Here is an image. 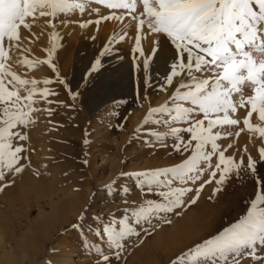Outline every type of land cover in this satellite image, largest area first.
Here are the masks:
<instances>
[{
    "label": "rangeland",
    "instance_id": "rangeland-1",
    "mask_svg": "<svg viewBox=\"0 0 264 264\" xmlns=\"http://www.w3.org/2000/svg\"><path fill=\"white\" fill-rule=\"evenodd\" d=\"M87 4L93 10L92 18L84 15ZM74 12H81L80 17L73 18ZM26 18L31 19L27 26L23 23ZM260 21L264 22V0H0V32L6 30L9 35L13 32L11 38L17 37V34L24 36L19 46L22 49L24 45L23 49L20 51L14 47L7 54L6 61H0V89L11 90L14 99L19 100L20 109L14 108L17 113L20 112L17 116L19 121L17 117L13 121L44 130V134L33 135L34 138L40 137V145L32 141L29 134L26 135L28 137L24 135L27 139L24 137L21 140L23 146L19 144L25 151L27 140L28 144L35 142L29 147V152L33 150L31 155L35 157L26 159L24 166H27L26 171L31 176L39 179L38 185L31 193L26 190L21 192V197L31 198V206L28 208L16 191L11 195L3 194L2 190L8 183L0 181V235L3 237L0 264H6L1 258L8 253L23 257V262L29 258L33 264H115L116 259V264H264V80L260 73L247 66L243 51L247 46L257 45L264 53V40L255 42V36L252 39L247 37V32L255 31ZM164 22L171 26L163 27ZM97 26L107 28L110 34L106 38H84L85 31L89 29L86 27L97 29ZM23 27L28 30L20 34ZM146 28L151 31L162 28L161 40L148 57L144 53V47L148 45ZM219 43L224 47L223 59L215 63V58L203 48L214 47L216 52ZM162 51L173 55L164 66L155 62ZM115 57L130 60L129 70L125 72L126 68L117 66L119 59L117 61ZM43 76L49 82L44 80L41 83ZM186 78L210 81L201 85L203 90L209 91L216 89L217 85L219 87L221 79L225 80L224 88L220 89L242 95V107H248L245 118L242 120V115L237 117L238 121H234L233 128L230 126L231 130L226 129L220 137L217 136L218 139L214 138L215 142L212 140L215 144L210 141L205 144L199 150L200 154L197 153L198 157L195 156L197 163L189 160L187 167L178 170L155 165L148 169L149 161L154 162L155 149L180 147L186 141L178 132L184 127L186 119L193 116V109L196 108L192 107L197 103L177 93L187 88L181 85L182 79ZM111 82L113 84L109 86ZM43 84L46 88L56 86L46 92L48 88L44 91ZM37 89L40 92L36 93L40 94H34L33 98V91ZM167 90L169 96L156 106L154 102ZM206 96H203V101L207 100ZM50 98H54L52 102ZM21 100L29 102L28 111L23 109ZM41 100L49 102L47 108H57L56 113L46 111H49V114L46 113L50 118L48 123L54 124L51 128L46 126L47 118L43 119ZM163 102L167 107L162 105ZM113 105L117 108L113 109ZM5 118L4 123L9 121ZM3 119L0 125L4 124ZM232 143L247 158H242L240 153L237 161L240 165L236 177L239 180L244 176L243 183H240L241 180L238 182L236 177L234 182H228L230 190L226 188L225 194L228 198L232 196L231 203L227 202L224 208L221 207L223 204H219L215 209V212H220L218 217L212 221L204 218L206 227L195 225L188 237L179 234L172 240L168 237L170 241L164 238L162 243H157L156 236L164 229L166 232L175 219L185 217L189 212L197 213L195 202L199 199L208 202L213 193L215 196L222 194L219 190L227 184L224 180L227 182L229 175L222 174L220 182L223 183L213 182L217 173L215 156ZM42 144L54 148L56 152L53 150L52 155L44 154ZM9 154L6 157H14ZM6 157H2L4 163L8 160ZM31 160H34L33 163ZM24 166L13 168L10 179L16 177L15 182L20 178L22 172H26ZM235 188L240 193L238 198L237 193H231L236 192ZM85 192L87 198L83 201ZM147 192L151 194L147 195ZM166 193L173 203L167 207L162 203L166 201ZM68 198H73L77 207L71 212L66 208L65 214L74 216V220L65 223L58 234L51 233L46 246L40 248L39 257L33 258L31 253L17 248L22 239L24 244L36 245L38 237L32 232V222L49 213L61 201H68ZM207 205L205 210L211 211L212 208ZM205 228L208 229L205 231ZM196 229H203L204 235H207L203 236L202 231ZM195 234L199 236L195 238ZM141 250L144 252L143 261L134 255ZM66 251L70 252L68 257L64 254ZM125 251L127 254H124ZM129 258L131 262H127Z\"/></svg>",
    "mask_w": 264,
    "mask_h": 264
},
{
    "label": "bare ground",
    "instance_id": "bare-ground-1",
    "mask_svg": "<svg viewBox=\"0 0 264 264\" xmlns=\"http://www.w3.org/2000/svg\"><path fill=\"white\" fill-rule=\"evenodd\" d=\"M20 2V1H19ZM78 5V4H77ZM85 10H83L84 11V15L86 14L88 17H91V15H93V10L91 9V7H89V4H87L86 5V7L84 8ZM66 10V8H64L63 9V11H65ZM80 13L81 12H79V13H77V12H74L73 14H72V16H73V18H78V17H80ZM64 16H66V15H64ZM86 16V17H87ZM68 18V17H67ZM70 18V17H69ZM72 18V17H71ZM72 18V19H73ZM92 18V17H91ZM64 19V18H63ZM87 19V18H86ZM18 20V19H17ZM30 20L31 19H27L26 18V20L24 19V21H23V23L24 24H26V26H27V23L29 24V22H30ZM79 20V19H78ZM81 20V19H80ZM13 25H14V23H13ZM17 26H19V25H16V28H17ZM90 26V25H89ZM93 26V25H92ZM98 26H99V24H98ZM98 26H97V29L96 28H90V27H86L88 30H86L85 31V33H84V38H88V39H93V38H97V37H100V36H105V38L107 37V35H109L110 33H109V31H108V29L107 28H105V27H99L98 28ZM167 27V26H171L170 25V23H168V22H164V25H163V27ZM178 26V25H177ZM255 26V25H254ZM96 27V26H95ZM162 27V26H161ZM162 27V28H163ZM162 28H159V29H157L156 31H151V30H149L148 28H146L147 30H148V36H146L147 37V47H146V49H145V47H144V50H145V57L147 56H149V55H151L152 53H153V51H155L156 49H155V47L157 46V43L161 40V37H162V32L160 31V29H162ZM253 28V27H252ZM19 29H20V26H19ZM22 30H20L19 32H20V34L22 33V34H24L23 32L24 31H26V30H28V29H26L25 27H23V28H21ZM29 30H31V28L29 29ZM254 30L255 31H252V30H249L248 32H247V37H248V39H252L253 38V36H255V42H260L261 40H264V22L263 21H260L259 22V24L257 25V29H255L254 28ZM13 31V30H12ZM11 31V32H12ZM18 32V31H17ZM30 32H32V31H30ZM82 32H84V31H82ZM119 32V31H118ZM124 32V31H123ZM13 33V32H12ZM11 33V34H12ZM246 33V32H245ZM0 34H1V36H0V47H1V51H0V55H1V59H0V61H6V56H7V54H9L10 52H11V50L15 47V48H17L18 50H22L23 49V47H24V45H23V47H22V49H21V47H19L21 44H22V42L24 41V36L23 35H19V34H17L18 36L17 37H15V38H11V34L9 35V34H7V32H6V30L4 31H1L0 32ZM26 34V33H25ZM113 34H116V33H113ZM124 34V33H123ZM28 35H30V34H28ZM76 35V34H75ZM118 35V34H117ZM111 36V35H110ZM119 36V35H118ZM118 36H116V37H118ZM123 37H124V35H122ZM109 37V36H108ZM112 37V36H111ZM31 38H32V36H31ZM128 38V37H127ZM87 39V40H88ZM118 39V38H117ZM128 40V39H127ZM75 41H77V40H75ZM13 43H17V45L15 46V45H12ZM75 43V42H74ZM121 43V42H120ZM197 43V42H196ZM225 44H227V43H225ZM123 45L121 44V47H122ZM124 46H125V44H124ZM204 47V46H203ZM252 47H254V49L252 48ZM252 47H249V46H247V47H245V48H243V51L246 53L244 56V58L246 59V61H248L246 64H247V66L248 67H251V68H253V69H255L256 70V72H258V73H260V75L262 76L261 78L264 80V53H263V51L262 50H259V46H257V45H253ZM258 47V48H257ZM217 48H219L218 49V51H214V47H205V48H203L206 52H209L210 53V55L211 56H213L214 58H215V63H219L222 59H221V54L224 52L223 51V49H224V47H223V45H222V43H219L218 44V46H217ZM26 50V49H25ZM24 50V51H25ZM28 50V49H27ZM142 50H143V47H142ZM23 51V52H24ZM25 52H27V51H25ZM127 52V51H126ZM22 53V52H21ZM196 53V52H195ZM11 55V54H10ZM19 55H21V54H19ZM29 55V54H28ZM224 55V54H223ZM222 55V56H223ZM171 56H173L172 54H168L166 51H162V52H159L158 53V55H157V57H156V60H155V62H159L160 63V65L162 64L163 66L164 65H166L168 62H169V60H170V57ZM25 57V56H24ZM224 57V56H223ZM10 58V57H9ZM9 58H8V61H9ZM27 59V58H26ZM115 59L118 61V59L119 58H116L115 57ZM225 59V58H224ZM15 60V59H14ZM13 60V61H14ZM116 61V62H117ZM232 61V60H231ZM16 62V61H15ZM119 63L117 64V66H120V67H123V68H126L125 69V72H126V70H129V67H130V65L132 64L131 63V61L130 60H128V59H126V58H123L122 60H120L119 59V61H118ZM19 63V62H18ZM10 64V63H9ZM221 64V63H220ZM1 65V64H0ZM16 65H17V63H16ZM15 65V66H16ZM206 65V64H205ZM215 66V65H214ZM245 66V65H244ZM1 67V66H0ZM5 67H7V65L5 66ZM19 66H17V68H18ZM24 67H25V65H24ZM216 67V66H215ZM217 67H218V65H217ZM19 69V68H18ZM219 69V68H218ZM217 69V70H218ZM0 70H1V68H0ZM12 70V69H11ZM124 70V69H123ZM214 70V69H213ZM17 71V70H16ZM1 72V71H0ZM11 72V71H10ZM9 72V73H10ZM21 72V71H20ZM118 72V71H117ZM205 72V71H204ZM4 73H6L5 71H4ZM3 74V73H2ZM128 74V73H127ZM211 74H213V73H211ZM6 74H4V76H5ZM7 75H8V73H7ZM11 74H9V76H10ZM18 75H20V74H18ZM124 75V74H123ZM209 74H207V76H208ZM218 75H219V73H218ZM130 76V75H129ZM129 76H127V77H129ZM206 76V75H205ZM206 76V77H207ZM15 77V76H14ZM124 77H126V74H125V76ZM198 77V76H197ZM212 77V76H211ZM42 78V77H41ZM106 78H108V77H106ZM115 78V77H114ZM185 78V77H184ZM26 80H27V78H25ZM43 80H40V82L41 83H44V76H43V78H42ZM126 79V78H125ZM187 79V78H186ZM261 79V80H262ZM8 80H10V79H8ZM24 80V79H23ZM26 80H24V81H26ZM38 80V79H37ZM106 80V79H105ZM120 80V79H119ZM118 80V81H119ZM185 80V79H184ZM183 79H182V81H181V85L184 87V86H187V88L185 87V89H182V90H179L177 93L180 95V94H184V96H186V97H188L189 99H192V100H196L195 102H197L196 104H194L193 105V107L192 108H196V109H193V116H190L189 118H187L186 119V122L184 123V127L178 132V134L181 136V137H184L185 139H186V141L185 142H182V146H180V147H172V149H169V148H162V149H155V151H154V157L155 158H153V160L152 161H154L153 163L151 162V161H149V163L148 162H146V163H148L147 164V166H146V168H152L154 165L156 166V167H160V168H169V169H174V170H178V169H181V168H184L185 166L187 167L188 166V163H189V160L191 161L192 159L193 160H195V156L197 155V153H199L200 154V152L201 151H199V150H201L202 149V147L206 144L207 145V143L210 141V142H213L212 140H214V138L215 137H217V136H219L220 134H222L224 131H227L226 129H230L231 130V127L233 128L234 127V121L235 120H237V117H239L240 115H242V120H243V118H245V114H246V111H247V108L245 109V108H243L242 107V104H243V101L241 100V96H240V94H238V93H236V92H230V91H228V92H226V89H220L221 87H223L224 86V81L225 80H220L219 81V87H218V85H217V88L216 89H210V91L209 90H206V89H202V86L201 85H204L205 83L207 84V83H209L208 81H204V79L203 80H197V79H187V80H185L184 81ZM231 80V79H230ZM1 81V80H0ZM48 81V80H47ZM46 80H45V82H47ZM178 81V80H177ZM2 82V81H1ZM5 82V81H4ZM49 82V81H48ZM176 82V81H175ZM10 83V82H9ZM37 83V82H36ZM117 83V82H116ZM177 83V82H176ZM5 84H7V83H5ZM5 84H4V86H5ZM18 84H20V82L18 83ZM47 84V83H46ZM112 82L109 84V86H112ZM115 84V83H114ZM178 84V83H177ZM0 85H2V84H0ZM8 85V84H7ZM7 85H6V87H7ZM14 85V84H13ZM44 85V84H43ZM236 85V84H235ZM11 86V85H10ZM9 86V87H10ZM16 86V85H15ZM18 86V85H17ZM56 86V85H55ZM55 86H53V87H45V85H44V87H45V89H44V91L46 90V92L49 90V89H51L50 91H52V90H54L55 88ZM239 86V85H238ZM3 87V86H2ZM13 87V86H12ZM181 87V86H180ZM179 87V88H180ZM182 87V88H183ZM206 87V86H205ZM243 87V86H242ZM116 88V87H115ZM224 88V87H223ZM239 88V87H238ZM246 88V87H245ZM10 88H8L7 90H9ZM59 89V88H58ZM181 89V88H180ZM19 90V89H18ZM28 90H30L29 88H28ZM38 90V91H37ZM37 90H34L33 91V94H32V97L34 96V94H35V96L38 94H40V93H36V92H40L39 91V89H37ZM213 90H214V92H213ZM234 90V89H233ZM25 91H27V90H25ZM24 91V92H25ZM44 91H42L43 92V96H44ZM235 91V90H234ZM241 91V90H240ZM13 92H14V89H13ZM21 92V91H20ZM23 92V93H24ZM170 92V91H169ZM207 92H209V93H207ZM211 92H213L212 93V95H209ZM15 93H16V91H15ZM59 93H61V92H59ZM166 94L165 95H163L161 98H159V100H157V101H155L154 102V104L157 106V105H160L161 103V101L162 100H164V99H166V97H168L169 96V94H168V90L165 92ZM13 94V95H12ZM46 94H49V92L48 93H46ZM53 94V93H52ZM206 94H208L207 96H206ZM16 95V94H15ZM37 95V96H38ZM51 95V94H50ZM213 95H215L214 97V99L212 98V96ZM46 96H48V95H46ZM53 96V95H52ZM203 96L205 97H207V100L206 101H203L202 100V98H203ZM14 93H12V91L11 90H9V91H6L5 90V87H4V89H0V120L1 119H3V117L5 116L6 118L5 119H7V120H9L8 122H6V123H4V119H3V123L4 124H1L0 125V140H2V141H0V155L1 154H3L2 156H0V181L1 182H7L8 184H7V186L2 190V193L3 194H12V193H14L15 191L17 192V194H19L20 195V197H19V199L21 200V201H23L25 204H27L26 206L29 208L30 206H31V202H30V199H26V198H24V197H21L22 195H21V192H22V190H26L27 192H29V193H31V192H33L34 190H35V188L37 187L36 185H38V178H36V177H33V176H31L32 174L31 173H29V172H27L26 171V167L24 166L25 165V160L26 159H29V158H32L33 159V156H34V154H32L31 155V153L33 152V150H32V152L30 153L29 152V147L33 144V143H35V142H32V141H37L36 142V144H38V142H39V145H40V139H38V137L39 136H37V138H34L33 137V135H35V134H44V130L42 131L41 130V128L39 129V128H33V127H30V126H22L21 124L22 123H20V122H17V121H13V118H16L18 115H19V113H17L16 112V110L14 109V108H19L20 109V104H18L17 102H19V100L17 99H14ZM24 97V96H23ZM45 97V96H44ZM49 97V96H48ZM55 97H58V96H55ZM264 97V96H263ZM13 98V99H12ZM34 98V97H33ZM46 98V97H45ZM44 98V99H45ZM60 98V97H59ZM58 98V99H59ZM21 99H23V98H21ZM49 99V98H48ZM51 99H54V98H50V100ZM58 99H56L57 101H58ZM153 99H154V97H153ZM31 100H32V98H31ZM37 100H39V99H37ZM37 100H35V103L37 102ZM49 100V101H50ZM45 101H46V99H45ZM187 101H188V99H187ZM51 102H52V100H51ZM60 102V101H59ZM261 102V101H260ZM23 106V109L25 108L26 109V111H28L27 110V106H29L28 105V103L29 102H27V100L26 101H24V100H21V102H20ZM38 103V102H37ZM56 103V102H55ZM262 103V102H261ZM12 104L14 105L13 107H12ZM40 104H42V108H40V106H39V108L42 110V114H43V119L44 120H46V118H47V123L49 122L48 121V119H50V118H48L47 117V115H46V111L47 110H52V112H55L56 113V110H57V108H47V105L49 104V102L48 103H46V102H43L42 100H41V103ZM166 104V102H163V104L162 105H165ZM263 104H264V101H263ZM37 105V104H36ZM55 105V104H54ZM167 105V104H166ZM165 105V106H166ZM34 106V105H33ZM44 106V107H43ZM56 106V105H55ZM59 106V105H58ZM262 106V105H261ZM51 107H53V105L51 106ZM167 107V106H166ZM170 107V106H169ZM168 107V108H169ZM260 107V106H259ZM264 107V106H263ZM3 108V109H2ZM112 108L114 109V108H117V106L116 105H113L112 106ZM190 108V107H189ZM198 108H202L201 109V111L200 110H198ZM161 109V108H160ZM167 109V108H166ZM186 109V108H185ZM25 111V112H26ZM32 111V110H31ZM58 111H60V110H58ZM151 111V110H150ZM58 113V112H57ZM47 114H49V111H48V113ZM52 115H54V114H52ZM204 115H207V117L205 116V119H202V117H204ZM51 116V115H50ZM113 116V115H112ZM261 116V115H260ZM57 117V116H56ZM18 118V117H17ZM208 118V119H207ZM34 119V118H33ZM37 119H38V117H37ZM17 120V119H16ZM36 120V119H35ZM43 120V121H44ZM2 121V120H1ZM18 121H19V118H18ZM38 121H39V119H38ZM52 121V120H51ZM157 121V120H156ZM206 121H208L207 123H206ZM238 121V120H237ZM246 121V120H245ZM36 122V121H35ZM34 122V123H35ZM33 123V122H32ZM57 123V122H56ZM242 123V122H241ZM49 124V123H48ZM46 125L47 126V128L48 127H52L54 124L53 123H51L50 122V124L49 125ZM36 125H38V124H36ZM42 126V125H41ZM57 126V125H56ZM231 126V127H230ZM241 126V125H240ZM39 127H40V123H39ZM45 127V126H44ZM55 127V126H54ZM54 127H53V130H54ZM204 127H206L207 129H208V132H207V130L204 128ZM57 128V127H56ZM55 128V129H56ZM59 128V127H58ZM141 128V127H140ZM146 128V127H145ZM148 128V127H147ZM146 128V129H147ZM149 128H151V127H149ZM256 128V127H255ZM260 129V128H259ZM154 130V129H153ZM42 131V132H41ZM46 131H48L47 129H46ZM58 131V130H57ZM61 131V130H60ZM54 132H56V131H54ZM59 132V131H58ZM63 132V131H62ZM66 132V131H65ZM48 133V132H47ZM27 134H29V136H30V138L31 139H33L31 142L32 143H29L28 144V140H27V146H28V148L24 151L21 147H19V144H20V146H23L22 145V143H21V140L22 139H25L26 137H28V136H26ZM26 137H25V136ZM48 135V134H47ZM245 135V134H244ZM41 136V135H40ZM56 136V135H55ZM225 136V135H224ZM223 136V137H224ZM25 137V138H24ZM45 137V136H44ZM59 137V136H58ZM220 137V136H219ZM40 138V137H39ZM43 138V137H42ZM61 138V137H60ZM183 138V139H184ZM222 138V137H221ZM27 139V138H26ZM216 139H218V137L216 138ZM11 140H12V142H13V144L11 143ZM42 140H44V139H42ZM223 140V139H222ZM221 140V141H222ZM55 141V140H54ZM220 141V140H219ZM230 141V140H229ZM214 142H215V140H214ZM213 142V143H214ZM226 142V141H225ZM243 142V141H242ZM24 143V142H23ZM43 143V142H42ZM181 143V142H180ZM221 143V142H220ZM236 143H237V141H236ZM25 144V143H24ZM44 144H47L46 142L44 143ZM215 144V143H214ZM231 144V143H230ZM43 145V144H42ZM41 145V146H42ZM54 145V144H53ZM232 145H234L233 143H232ZM232 145H229V146H227L225 149H224V151L222 150V152H219L218 154H216L217 156H215V157H217L216 159H215V157H212V156H214L213 154H212V159H215L216 160V166H215V169H216V172L217 173H215V178L213 179V182H220L221 180H222V174L223 175H225V174H228L229 175V180L227 181V182H225L226 180H224V183H227V184H225V186H222V190H219L220 192L219 193H222L221 195L219 194L218 196H215L214 195V193H213V196H212V194L210 195V196H212L210 199H209V201L207 202V204H209V207L210 208H212V210L211 211H209V210H207L208 208V205L206 204V202L205 201H203V199L202 200H198V202H195L196 203V205H195V203L193 204V207H194V205H195V207H194V210L196 209V211H197V213L195 212V214H194V212L193 211H191V213L192 214H190V212H189V214L187 215V216H185V217H183L182 216V218H179V219H175V221H173V223L171 224V226H170V228L169 229H166L167 231L165 232V229L163 230V232L161 233V231H160V233L157 235V234H155V235H157L156 237H157V243H160L164 238H166L167 240H169L168 239V237L171 239L173 236H178L179 234H182V236L183 235H185L186 237H188L189 235H190V233H191V231L193 230L192 228L194 227V229H195V225H197V226H199V225H202L201 227H206V225L204 224V222L205 221H203L204 220V218H206L207 217V219H209V221H212L213 219H216L217 217H218V215H219V211H218V209H217V211L218 212H215V209L216 208H218L217 206L220 204H223V206L221 205V207H227V202L229 203L230 202V200L232 199H230V197H232V196H229V198L226 196V194L225 193H227V189H228V186H230V185H228L229 183L228 182H234L235 180H233V179H235V177L236 176H238L237 175V172H238V170H239V163L237 162V161H239L238 159H239V155H241V154H243L242 152H241V149H237L236 147H235V145L234 146H232ZM243 145V144H242ZM27 146H25V147H27ZM38 147V146H37ZM50 147V146H49ZM48 147V145L45 147L44 145H43V150H42V152L44 153V154H46V155H48V154H50V155H52L53 153V150L55 151V149L54 148H49ZM153 147H154V145H153ZM162 147V146H161ZM223 147H224V145H223ZM32 148H34V147H31V149ZM150 148H152V147H150ZM217 148V147H216ZM36 149V148H35ZM39 148H37L36 150H38ZM206 149V148H205ZM214 149V148H213ZM256 149V148H255ZM151 150V149H150ZM218 150V149H217ZM239 150V151H238ZM206 151V150H205ZM205 151H204V153H205ZM208 151H209V149H208ZM211 151H212V149H211ZM219 151V150H218ZM243 151V150H242ZM251 151V150H250ZM10 154H13L14 155V157L13 158H11V157H6V155H8L9 153ZM56 152V151H55ZM244 152V151H243ZM6 153H8V154H6ZM29 153V154H28ZM38 153V152H37ZM42 153V154H43ZM143 153V152H142ZM211 153V152H210ZM212 153H214L213 151H212ZM241 153V154H240ZM245 153V152H244ZM253 153V152H252ZM256 153V152H255ZM9 154V155H10ZM43 154V155H44ZM37 155V154H36ZM143 155V154H142ZM202 155V154H201ZM261 155H262V152H261ZM6 157L8 160L7 161H5V163L3 162L4 160H3V158L2 157ZM250 156H251V154H250ZM35 157V156H34ZM49 157H51V156H49ZM196 157H198V156H196ZM209 158H210V156H208ZM207 157V158H208ZM247 158V157H245V155L243 154L242 155V158ZM37 158V157H36ZM35 158V159H36ZM47 158V157H46ZM137 158V157H136ZM151 158V159H152ZM202 158V157H201ZM205 158H206V156H205ZM34 159V160H35ZM155 159V160H154ZM197 159V158H196ZM241 159V158H240ZM34 160H31V162L32 161H34ZM46 160V159H45ZM47 160H49L48 158H47ZM197 160H199V158L197 159ZM207 160V159H206ZM251 159H249L248 161H250ZM254 160V159H253ZM37 161V160H36ZM35 161V162H36ZM50 161H51V159H50ZM47 162V161H46ZM193 163H194V161H192ZM192 162H190V163H192ZM195 162L197 163V161L195 160ZM203 162V161H202ZM209 162V161H208ZM33 163V162H32ZM135 163V162H134ZM201 163V162H200ZM200 163H199V166H200ZM204 164H205V162H203ZM28 164H30V163H28ZM132 164V163H131ZM139 164V163H138ZM207 165V164H206ZM212 167H213V165H212V163L210 164ZM22 166H24L25 167V173L24 172H22L23 173V175L21 176V172H18V173H20V178H18L15 182H14V179L16 178H14V179H12L13 181L12 182H10V174L14 171V169L13 168H17V167H22ZM205 165H202V167H204ZM32 168V167H31ZM201 168V167H200ZM18 169V168H17ZM24 169V168H23ZM29 169V168H28ZM27 169V170H28ZM37 169V168H36ZM35 169V170H36ZM159 169V168H158ZM203 169V168H202ZM240 169H243V168H240ZM34 170V171H35ZM127 170V169H126ZM159 170H161V169H159ZM204 171H205V168L203 169ZM20 171H22V170H20ZM198 171H199V169H198ZM201 171V170H200ZM208 171V170H207ZM206 171V172H207ZM35 172H37V170L35 171ZM114 172V171H113ZM116 172V171H115ZM114 172V173H115ZM161 172V171H160ZM203 172V171H202ZM215 172V171H214ZM240 172V171H239ZM246 172V171H245ZM117 173V172H116ZM201 173V172H200ZM241 173V172H240ZM242 173H243V171H242ZM34 174V173H33ZM37 174V173H36ZM113 174V173H112ZM148 174V173H147ZM210 174H212V173H210ZM214 174V173H213ZM239 174V173H238ZM17 175V174H16ZM38 175V174H37ZM144 175V174H143ZM145 175H146V172H145ZM155 175V174H154ZM227 176V175H226ZM202 177V176H201ZM225 177V176H224ZM242 176H240V178H241ZM244 177V176H243ZM242 177V178H243ZM112 178V177H111ZM110 178V179H111ZM148 178V177H147ZM242 178L241 179H239V180H237V177H236V180L239 182L240 180V183L242 182ZM224 179V178H223ZM112 180V179H111ZM191 180V179H190ZM107 181V180H106ZM125 181V180H124ZM163 181V180H162ZM236 181V182H237ZM14 182V183H13ZM245 182V181H244ZM112 182H110V184H111ZM118 183V182H117ZM159 183V182H158ZM211 183V182H210ZM215 183V184H216ZM220 183H223V182H220ZM243 183V182H242ZM120 184V183H119ZM118 184V185H119ZM165 184V183H164ZM174 184V183H173ZM180 184V183H179ZM184 184V183H183ZM199 184V183H198ZM201 184V183H200ZM199 184V185H200ZM214 184V185H215ZM233 184V183H232ZM245 184V183H244ZM102 185V184H101ZM105 185V184H104ZM175 185V184H174ZM173 185V186H174ZM178 185V184H177ZM198 185V186H199ZM217 185V184H216ZM228 185V186H227ZM234 185V184H233ZM4 186V185H3ZM110 186V185H109ZM122 186V185H121ZM167 186V185H166ZM176 186V185H175ZM174 186V187H175ZM181 186V185H180ZM183 186V185H182ZM185 187H186V185H184ZM191 186V185H190ZM235 186H236V184H235ZM235 186H233V187H235ZM244 186V185H243ZM1 187V186H0ZM104 187V186H103ZM152 187H153V185H152ZM171 187V186H170ZM196 187H197V185H196ZM205 187V186H204ZM213 187H215V186H213ZM224 187V188H223ZM168 188H169V186H168ZM172 188V187H171ZM194 188V187H193ZM212 188V187H211ZM227 188V189H226ZM241 188V187H240ZM1 189V188H0ZM208 189V188H207ZM232 189V188H231ZM236 189V188H235ZM234 189V190H235ZM165 190V189H164ZM210 190V189H209ZM228 190H230V189H228ZM233 190V189H232ZM237 190L238 189H236L235 191L236 192H234V191H231V193L233 192V193H237ZM243 190V189H242ZM88 190H86V192H87ZM170 191V190H169ZM169 191H168V193H169ZM176 191V190H175ZM206 191V190H205ZM214 191V190H213ZM222 191V192H221ZM239 191H240V189H239ZM86 192H85V195H84V197H82L83 198V201L84 200H86V198H87V194H86ZM154 192V191H153ZM199 192V191H198ZM242 192V191H241ZM2 193H0L1 195H2ZM163 193V192H162ZM168 193H166L165 195H164V199L166 200V201H164V202H162L163 203V205L164 206H169V205H173V203L172 202H170L171 200H169V195H168ZM173 193V192H172ZM233 193H232V195H233ZM244 193V192H243ZM147 195H149V194H151V193H146ZM153 194V193H152ZM170 195H171V193H169ZM210 194V193H209ZM218 194V193H217ZM224 194H225V196H224ZM178 195V194H177ZM181 195V194H180ZM231 195V194H230ZM237 195L238 196H236V194H235V196L238 198L239 197V195H240V193L238 194L237 193ZM28 196V195H27ZM69 196V195H68ZM3 197V196H2ZM26 197V196H25ZM178 197V196H177ZM182 197V196H181ZM200 197V196H199ZM205 197V196H204ZM160 198V197H159ZM161 199V198H160ZM174 199V198H173ZM178 199V198H177ZM58 200V199H57ZM62 200V199H61ZM76 201V200H75ZM81 201V200H80ZM188 201V200H187ZM233 201V200H232ZM236 201V200H235ZM178 202V201H177ZM205 202V203H204ZM85 203H86V201H85ZM129 203V202H128ZM231 203V202H230ZM236 203V202H235ZM234 203V204H235ZM80 204H82V203H80ZM133 204V203H132ZM132 204H130V205H132ZM157 204V203H156ZM177 204V203H176ZM54 205V204H53ZM85 205V204H84ZM135 205V204H134ZM147 205H148V203H147ZM150 205V204H149ZM207 207H206V206ZM225 205V206H224ZM139 206H141V205H139ZM157 206V205H156ZM185 206V205H184ZM76 207H77V205L74 203V200H73V198L72 199H70V198H68V201H61L59 204H57L56 206H54L52 209H51V211L49 212V213H46V214H43L39 219H36V220H34L35 222H32V232H33V234L34 235H37V237H38V239H35V240H37L38 242H36V245L33 243V244H31V246H29L27 243L26 244H24L22 241H23V239H22V241L20 242V243H18V247L17 248H19L20 250H24L26 253L28 252V253H31L32 255H33V258H37V257H39L40 256V254H41V250H40V248H42V247H45L46 246V244H47V240L50 238V236H51V233H56V234H58V232L59 231H61L60 229H64V225H65V223L67 224V223H70V222H73V220H74V216H66V212H65V210L67 211V209H68V211L69 212H71V210L72 209H76ZM145 207V206H144ZM220 207V206H219ZM67 208V209H66ZM110 208V207H109ZM141 208V207H140ZM146 208H147V206H146ZM150 208H152L153 209V206H151L150 205ZM163 208V207H162ZM169 208V207H168ZM168 208H165L164 207V209H167L168 210ZM205 208H207L206 210H205ZM130 210H131V208H129ZM128 209V210H129ZM144 209V208H143ZM155 209V208H154ZM157 209V208H156ZM155 209V210H156ZM163 209V210H164ZM175 209V208H174ZM220 209V208H219ZM126 210V209H125ZM172 210V209H171ZM224 210V209H223ZM222 210V211H223ZM134 211V210H133ZM132 211V212H133ZM188 211H189V209H188ZM221 211V212H222ZM82 212V211H81ZM80 212V213H81ZM128 212H130V211H128ZM145 212V211H144ZM156 212V211H155ZM174 212V211H173ZM79 213V212H78ZM79 213V214H80ZM83 213V212H82ZM135 213V212H134ZM145 213H147V212H145ZM157 213V212H156ZM74 214V213H73ZM172 214V213H171ZM170 214V215H171ZM174 214H175V212H174ZM147 215V214H146ZM165 215H167V214H165ZM164 215V216H165ZM169 215V216H170ZM221 215V214H220ZM77 216V215H76ZM81 216V215H80ZM109 216V215H108ZM119 216V215H118ZM148 216V215H147ZM82 217V216H81ZM107 217V216H106ZM166 217V216H165ZM177 217V216H176ZM167 218V217H166ZM223 218V217H222ZM139 220V219H138ZM119 221V220H118ZM123 221V220H122ZM142 221V220H141ZM75 222H76V220H75ZM73 224V223H72ZM71 224V225H72ZM80 224V223H79ZM123 224H124V222H123ZM199 224V225H198ZM14 225V224H13ZM131 225V224H130ZM165 226H166V224H165ZM121 228H122V226H120ZM147 227V226H146ZM207 227H209L210 228V226H208L207 225ZM212 227V226H211ZM31 228V227H30ZM131 228H132V226H131ZM165 228V227H164ZM198 228V227H197ZM120 229V228H119ZM125 229V228H124ZM208 228H205V231L207 230ZM120 230H122V229H120ZM197 231H202V234H203V236H205V235H207V234H205L204 235V230L202 229V230H198V229H196ZM212 230H214V229H212ZM138 231V230H137ZM141 231V230H140ZM131 233H132V231H130ZM28 233V232H27ZM120 233V232H119ZM199 233V232H198ZM138 234V233H137ZM146 235V234H145ZM194 235V234H193ZM210 235V234H209ZM58 236V235H57ZM133 236H134V234H133ZM136 236V235H135ZM196 236H199V235H196L195 234V238H196ZM200 236H201V238L203 237L202 235H201V233H200ZM128 237V236H127ZM127 237L125 238V239H127ZM144 237V236H143ZM32 238H33V236H32ZM56 238V237H55ZM129 238H131L130 236H129ZM155 237H153V239H154ZM174 238V237H173ZM178 238V237H177ZM181 238V237H180ZM180 238H179V240H180ZM193 237H191V239H192ZM198 239H201V238H199V237H197ZM206 238V237H205ZM189 239V238H188ZM2 240H3V237L0 235V242L2 243ZM120 240V239H119ZM155 240V239H154ZM172 240V239H171ZM170 241V240H169ZM168 241V242H169ZM175 241V240H174ZM194 243H196L195 241H194V239L192 240ZM201 241V240H200ZM28 242V241H27ZM120 242H121V240H120ZM163 242V241H162ZM161 242V243H162ZM173 242V241H172ZM193 242H191L192 244H193ZM39 243V244H38ZM62 243V242H61ZM123 243H125V242H123ZM166 243V242H165ZM191 243H190V245H191ZM59 244V243H58ZM66 244V243H65ZM115 244H116V242H115ZM126 244V243H125ZM171 244H173V246H174V243H171ZM177 244H178V242H177ZM62 245V244H61ZM154 245H155V242H154ZM157 245V244H156ZM64 246V245H63ZM74 245H72V247H73ZM121 246V245H120ZM166 246V245H165ZM168 246V245H167ZM170 246V245H169ZM189 246V245H188ZM66 247V246H65ZM118 247H119V245H118ZM121 247H123V246H121ZM160 247V246H159ZM115 248V247H114ZM165 248V247H164ZM168 248V247H167ZM173 248V247H172ZM150 249H151V247H150ZM113 250V249H112ZM126 250V249H125ZM170 250H171V248H170ZM114 251V250H113ZM120 251H121V249H120ZM149 251V250H148ZM164 252H166L165 250H163ZM162 251V252H163ZM172 251V250H171ZM180 250H177V252H179ZM62 252V251H61ZM118 252V251H117ZM136 252V251H135ZM164 252H163V254H164ZM69 251L67 252H65L64 254L68 257L69 256ZM111 253V252H110ZM126 253V251L124 252V254ZM148 253V252H147ZM63 254V253H62ZM95 254V253H94ZM127 254V253H126ZM172 254V253H171ZM43 255V254H42ZM132 255V254H131ZM136 257H137V259L138 260H140L141 259V261H143L142 260V258H143V256H144V252L141 250V251H139L138 253H135L134 254ZM166 255V257H167V253L165 254ZM105 256H107V255H105ZM120 256H121V254H120ZM119 256V257H120ZM123 256H125V255H123ZM135 256H134V258H135ZM172 256V255H171ZM62 257V256H61ZM104 257V256H103ZM148 257V256H147ZM25 258V257H24ZM99 258V257H98ZM111 258V257H110ZM152 258V257H151ZM169 258V257H168ZM48 259V258H47ZM121 259V258H120ZM120 259H118V261L120 260ZM130 259V258H129ZM128 259V261L127 262H131L132 260L130 259L129 260ZM145 259V258H144ZM1 260H3L6 264H33L32 263V260L31 259H26L25 260V262H23V257H19V256H16V255H13V253H8V254H5V255H3L2 256V258H1ZM34 260V259H33ZM105 260H106V258H105ZM165 260V262L167 261L166 260V258L164 259ZM35 261V260H34ZM33 261V262H34ZM108 261H110L109 260V258H108ZM113 261H114V259H113ZM116 261H117V259L115 260V264H116ZM1 262V261H0ZM100 262V261H99ZM136 262V261H135ZM2 263V262H1ZM37 263V262H36ZM96 263V262H95ZM117 263H120V262H117ZM124 263V262H123ZM155 263V262H154ZM51 264V263H50ZM111 264V263H110ZM131 264V263H130ZM134 264V263H133Z\"/></svg>",
    "mask_w": 264,
    "mask_h": 264
}]
</instances>
